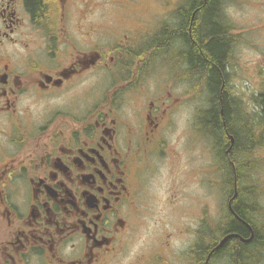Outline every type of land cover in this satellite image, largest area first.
<instances>
[{"label":"flooded vegetation","instance_id":"af4514ba","mask_svg":"<svg viewBox=\"0 0 264 264\" xmlns=\"http://www.w3.org/2000/svg\"><path fill=\"white\" fill-rule=\"evenodd\" d=\"M187 9L194 3L40 0L37 17L26 0H0V264H234L228 247L256 230L264 236V194L250 182L264 149V0H222L217 11L228 41L220 89L257 119L245 159L248 221L235 211L244 161L211 143L195 167L194 139L203 147L211 139L199 121L210 103L207 76L184 62L183 42L165 45L179 37ZM212 149L228 189L217 221L206 209L200 225L187 223L185 248L172 249L167 233L130 257L131 242L149 229L153 195L161 191L174 208L180 168L191 179L201 169L210 184ZM232 218L246 238L228 228ZM246 264H264V242Z\"/></svg>","mask_w":264,"mask_h":264},{"label":"trees","instance_id":"16d2710c","mask_svg":"<svg viewBox=\"0 0 264 264\" xmlns=\"http://www.w3.org/2000/svg\"><path fill=\"white\" fill-rule=\"evenodd\" d=\"M33 14L40 16V0H26ZM194 3L195 9L189 11L181 10L179 18L181 22L178 27L179 37L176 40H168L166 46H174L175 43H184L186 52L183 60L189 66H195L200 70V76H207V91L210 97L209 107L200 113L199 121L207 123L210 129V138L213 149L221 151L220 155L225 157L224 149H230L229 153L234 161H244L239 168L240 192L237 195L235 211L244 220L248 221L251 213L252 192L247 190L248 167L245 159L250 155L254 129L253 125L257 119L252 118L241 110L239 105L233 101L225 87L220 89L219 69L223 70V62L228 52V41L220 28L218 18V5L222 0H182ZM189 22L191 24V37L188 34ZM221 98V104L219 102ZM230 140L233 142L231 143ZM229 170V171H228ZM227 170L226 178L229 179L228 188H232L231 177H234L232 168ZM231 231L242 234L245 238L247 228L245 225L232 218L228 223ZM263 233L255 231V236L248 243L228 247L226 256L234 264H246L249 261L253 248L264 242Z\"/></svg>","mask_w":264,"mask_h":264},{"label":"rangeland","instance_id":"374dc122","mask_svg":"<svg viewBox=\"0 0 264 264\" xmlns=\"http://www.w3.org/2000/svg\"><path fill=\"white\" fill-rule=\"evenodd\" d=\"M137 3L142 4L146 7H156L161 2H172V1H181V0H133ZM233 4L235 2L233 1ZM149 17V15H148ZM250 58L243 59V67L240 73H242V86L244 91L247 92L248 89L246 87H250L249 81L252 79V73L250 69ZM184 126V124L182 123ZM181 128V126H180ZM181 130L179 129L178 133ZM212 139V138H211ZM211 139L207 138V142L203 147L201 139H194L193 149L196 156L195 167H199L201 164V156L202 149H207L209 146L211 149ZM178 149H186L185 139L178 144ZM258 156V164L257 171L253 179L251 178L250 182L257 185L258 191L264 194V149L259 150ZM216 156L214 155V150H211L210 157V184L208 185L205 182H202L201 178V169H199V173L196 170L195 178L191 179L190 177L185 178L181 174V168L179 169V185L177 189V193L175 196L176 204L174 208L171 210L172 206L166 204V197L163 193L160 192L157 196L156 193L153 195L154 200H151L149 205L147 206V215L149 220H147V225L149 229L143 231L141 233L139 239H136L131 242L133 249L130 257H133V252L137 250L151 249L154 243V240H161L165 234H169V246L172 249H176L177 251L185 248L190 240L192 239V235L190 233H184L186 229V225L196 226L200 225L202 220L204 219L203 211L208 209V212L205 213L206 216H209V221L215 223L218 219V216L221 211V200L222 194L228 192L227 187H225V181L221 178L222 175L218 176L216 173L215 160ZM223 183V185H221ZM153 193V191L151 192ZM174 198V197H173ZM161 209V212H160ZM162 226V228H161ZM152 230V232L150 231ZM132 260V258H131ZM133 262L131 261V264ZM119 264H124V262H120Z\"/></svg>","mask_w":264,"mask_h":264},{"label":"bare ground","instance_id":"6f19581e","mask_svg":"<svg viewBox=\"0 0 264 264\" xmlns=\"http://www.w3.org/2000/svg\"><path fill=\"white\" fill-rule=\"evenodd\" d=\"M259 101V100H258ZM250 113V112H249Z\"/></svg>","mask_w":264,"mask_h":264},{"label":"water","instance_id":"95a60500","mask_svg":"<svg viewBox=\"0 0 264 264\" xmlns=\"http://www.w3.org/2000/svg\"><path fill=\"white\" fill-rule=\"evenodd\" d=\"M232 141V140H231Z\"/></svg>","mask_w":264,"mask_h":264}]
</instances>
